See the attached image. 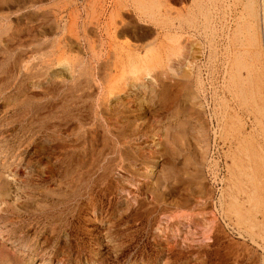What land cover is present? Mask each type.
<instances>
[{
	"label": "rangeland",
	"instance_id": "1",
	"mask_svg": "<svg viewBox=\"0 0 264 264\" xmlns=\"http://www.w3.org/2000/svg\"><path fill=\"white\" fill-rule=\"evenodd\" d=\"M166 1L0 0V264H264V0Z\"/></svg>",
	"mask_w": 264,
	"mask_h": 264
},
{
	"label": "bare ground",
	"instance_id": "2",
	"mask_svg": "<svg viewBox=\"0 0 264 264\" xmlns=\"http://www.w3.org/2000/svg\"><path fill=\"white\" fill-rule=\"evenodd\" d=\"M168 1V0H167ZM166 1V2H167ZM210 1V0H209ZM219 1H221V0H219ZM223 1H226V0H223ZM262 1V0H261ZM129 2V1H128ZM163 2V1H162ZM212 2V1H211ZM214 2H215V0H214ZM137 3V2H136ZM160 3V2H159ZM168 3V2H167ZM221 3V2H220ZM130 4V3H129ZM162 5V4H161ZM211 5V4H210ZM166 6V5H165ZM201 6V5H200ZM134 7V6H133ZM169 7V6H168ZM214 8V7H213ZM221 8V7H220ZM112 9V8H111ZM133 9V8H132ZM136 9V8H135ZM209 9V8H208ZM215 9V8H214ZM144 10V9H143ZM163 10V9H162ZM161 11V10H160ZM217 11V10H216ZM229 11V10H228ZM139 12V11H138ZM128 13V12H127ZM203 13V12H202ZM91 14V13H90ZM144 15V14H143ZM164 16V17H166V11H164L163 13H159V16ZM213 15V14H212ZM215 15V14H214ZM113 16V15H112ZM147 17V16H146ZM256 17V16H255ZM262 18V17H261ZM113 19V18H112ZM151 19V18H150ZM224 19V18H223ZM226 19V18H225ZM135 20V19H134ZM197 20V19H196ZM212 20V19H211ZM89 22V21H88ZM113 22V21H112ZM158 22V21H157ZM166 22V21H165ZM191 22V21H190ZM224 23V22H223ZM226 23V22H225ZM127 24V23H126ZM129 24V23H128ZM179 25V24H178ZM224 25V24H223ZM223 25H222V27H223ZM133 26V25H132ZM213 26V25H212ZM220 26H221V24H220ZM227 26V25H226ZM225 26V27H226ZM229 26V25H228ZM227 26V27H228ZM257 26V25H256ZM179 27L181 28V26L179 25ZM214 27V26H213ZM107 28V27H106ZM88 29V28H87ZM168 29V28H167ZM193 29H195V28H193ZM215 29V28H214ZM229 29V28H228ZM227 29V30H228ZM112 30V29H111ZM164 30H166V28L164 29ZM205 30H206V27H205ZM208 30V29H207ZM213 30V29H212ZM211 30V31H212ZM216 30H217V28H216ZM221 30H223V28H221ZM220 30V31H221ZM258 30V29H257ZM175 31V30H174ZM196 31H197V29H196ZM210 31V32H211ZM215 31V30H214ZM219 31V32H220ZM108 32V31H107ZM132 32V31H131ZM135 32V31H134ZM217 32V31H216ZM92 33V32H91ZM106 33V32H105ZM133 33V32H132ZM166 33V32H165ZM172 33V32H171ZM207 33V32H206ZM205 33V34H206ZM212 33V32H211ZM221 33V32H220ZM129 34V33H128ZM178 34V33H177ZM180 34V33H179ZM185 34V33H184ZM203 34V33H202ZM226 34H228V33H226ZM110 35V34H109ZM181 35V34H180ZM209 35H210V33H209ZM216 35V34H215ZM222 35V34H221ZM191 36V35H190ZM189 36V37H190ZM197 36V35H196ZM110 37V36H109ZM187 37V36H186ZM195 37V36H194ZM193 37V38H194ZM199 37V36H198ZM210 37H211V35H210ZM216 37V36H215ZM111 38V37H110ZM119 38V37H118ZM219 38V37H218ZM220 38H221V36H220ZM191 39V38H190ZM197 39V38H196ZM211 39V38H210ZM216 39H217V37H216ZM227 39V38H226ZM206 40V39H205ZM208 40H209V38H208ZM127 41V40H126ZM187 41V40H186ZM213 42V41H212ZM217 42H218V40L216 41V44H217ZM208 43V42H207ZM210 43V42H209ZM215 43V42H214ZM220 43V42H219ZM205 44V43H204ZM223 44V43H222ZM153 45V44H152ZM158 45V44H157ZM177 45V44H176ZM190 46L189 47H184V48H180V49H178V52L180 51L181 53L179 54V58H183V60H184V62H183V60L182 61H177L178 63H177V66H176V68H175V66H172V65H170L171 67H170V70H171V72L172 73H174L177 77H181V78H187L188 76H190V68H191V63H189L188 61H187V59L186 58H188V57H185L184 58V56L185 55H192V52H193V44H189ZM96 46V45H95ZM187 46V45H186ZM135 47V46H134ZM153 47V46H152ZM181 47V46H180ZM206 47H208V45H206ZM223 47V46H222ZM210 48V47H209ZM215 48V47H214ZM155 49V48H154ZM158 49V48H157ZM184 49V52H183V54H182V50ZM216 49H217V47H216ZM219 49V48H218ZM147 50V49H146ZM210 50V49H209ZM222 50H224V48L222 49ZM226 51H227V49H225ZM256 50V49H255ZM101 51V50H100ZM216 51V50H215ZM176 52V51H175ZM220 52H222V51H220ZM209 53V52H208ZM253 53V52H252ZM185 54V55H184ZM214 54V53H213ZM226 54H227V52H226ZM250 54V53H249ZM222 55V54H221ZM221 55H220V57H221ZM256 55V54H255ZM108 56H110V55H108ZM121 56V55H120ZM152 57V56H151ZM166 57L168 58V56L166 55ZM165 57V58H166ZM262 57V56H261ZM162 58V57H161ZM102 62V61H101ZM152 62V61H151ZM168 62V61H167ZM176 62V61H175ZM163 63V62H162ZM104 64H105V62H104ZM108 64V63H107ZM138 64V63H137ZM263 64V63H262ZM98 65V64H97ZM149 65V64H148ZM152 65V64H151ZM261 65V64H260ZM99 66V65H98ZM100 67V66H99ZM197 68V67H196ZM201 69V68H200ZM111 70V69H110ZM148 70V69H147ZM150 70V69H149ZM109 71V70H108ZM115 71V70H114ZM141 71H142V69H141ZM225 71V70H224ZM91 72V71H90ZM215 73V72H214ZM211 74V73H210ZM129 75V74H128ZM197 75V74H196ZM103 76V75H102ZM107 76V75H106ZM175 76V77H176ZM201 76V75H200ZM90 77H91V75H90ZM116 78V77H115ZM94 80V79H93ZM92 80V81H93ZM101 80V79H100ZM240 82V81H239ZM109 83V82H108ZM204 83V82H203ZM221 83V82H220ZM249 83V82H248ZM200 85V84H199ZM247 88V87H246ZM218 89V88H217ZM225 89V88H224ZM109 90V89H108ZM136 90V89H135ZM239 91H240V89H238ZM237 93H240V92H237ZM236 92H234V94L236 95L237 94ZM241 93H242V91H241ZM109 94V93H108ZM238 95H240V94H237L236 96H238ZM246 95V94H245ZM125 96V95H124ZM137 95L136 94H134L132 97L134 98V97H136ZM163 96V95H162ZM241 96V95H240ZM121 97V96H120ZM249 98V97H248ZM227 100V99H226ZM255 101V100H254ZM108 102V101H107ZM252 103V102H251ZM256 103V102H255ZM253 105L255 106L256 104H254L253 103ZM255 108V107H254ZM257 108H259V107H257ZM252 110H254V109H252ZM260 110V109H259ZM107 111V110H106ZM258 111V110H257ZM109 113H110V111H109ZM126 113H128V114H131L132 112H131V110L130 111H126ZM125 113V114H126ZM251 113V112H250ZM93 114H95V113H93ZM234 116H235V118H237L238 117V114H237V112H234V114H233ZM253 116V115H252ZM133 117V116H132ZM254 118V117H253ZM219 119V118H218ZM257 119V118H256ZM254 120H255V118H254ZM253 120V121H254ZM261 120V119H260ZM260 120H259V122H260ZM263 120V119H262ZM94 121V120H93ZM237 121H238V124H239V128H241V129H243V127H244V125H243V122H241V120L239 119V118H237ZM252 122V121H251ZM264 122V121H263ZM221 124H222V122H221ZM264 124V123H263ZM254 125V124H253ZM257 125H260L259 123H257ZM254 126H256V125H254ZM253 126V127H254ZM222 127V126H221ZM263 128H264V126H262ZM263 128H261V129H263ZM253 130H254V128H253ZM264 130V129H263ZM108 132V131H107ZM262 132V131H261ZM113 134V133H112ZM250 135V134H249ZM118 137V136H117ZM94 139V138H93ZM83 140V139H82ZM117 140H118V142H120V145H121V148H122V143H121V141L119 140V138H117ZM248 142H249V140H248ZM54 143V142H53ZM81 143V142H80ZM254 144V147L256 148H254L255 150H257L261 155H260V157H259V159L262 161V164L264 165V140L263 141H261V142H257L256 140H255V142H253ZM78 144V143H77ZM243 144V145H242ZM244 145H246V146H244ZM252 145V144H251ZM251 145H249L248 144V146H247V144L245 143V142H243V140H242V142H240L239 141V143H238V147H239V149H242L243 147V149L245 150V149H248V148H252L253 149V146H251ZM250 146V147H249ZM121 150V149H120ZM116 153V152H115ZM118 153H120L121 154V152H119L118 151ZM241 153V152H240ZM124 154H125V152H124ZM264 169V168H263ZM263 178V177H262ZM260 183H261V181H260ZM44 236V235H43ZM26 243V242H25Z\"/></svg>",
	"mask_w": 264,
	"mask_h": 264
}]
</instances>
